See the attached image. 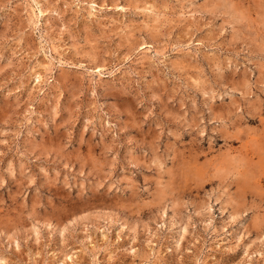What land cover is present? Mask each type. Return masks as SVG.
Returning a JSON list of instances; mask_svg holds the SVG:
<instances>
[{"label":"rangeland","instance_id":"rangeland-1","mask_svg":"<svg viewBox=\"0 0 264 264\" xmlns=\"http://www.w3.org/2000/svg\"><path fill=\"white\" fill-rule=\"evenodd\" d=\"M0 264H264V0H0Z\"/></svg>","mask_w":264,"mask_h":264}]
</instances>
